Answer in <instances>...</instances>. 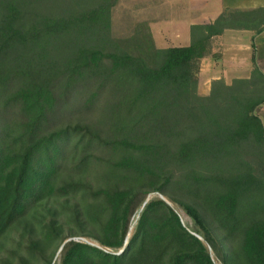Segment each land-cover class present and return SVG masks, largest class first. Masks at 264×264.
Masks as SVG:
<instances>
[{
    "label": "trees",
    "instance_id": "1",
    "mask_svg": "<svg viewBox=\"0 0 264 264\" xmlns=\"http://www.w3.org/2000/svg\"><path fill=\"white\" fill-rule=\"evenodd\" d=\"M119 2L0 0V242L49 200L83 196L76 221L99 248L66 243L53 221L43 231L46 245L62 243L60 264H215L209 249L222 264H264V74L253 57L250 78L199 94L215 41L228 30L263 32L264 8L226 12L193 26L190 46L157 49L151 36L113 38ZM83 88L89 104L108 96L105 141L80 126L50 131L59 100ZM75 137L89 140L78 178L64 181ZM97 141L113 157L110 182L93 190L80 175L95 164L85 153ZM151 194L178 204L193 229Z\"/></svg>",
    "mask_w": 264,
    "mask_h": 264
},
{
    "label": "rangeland",
    "instance_id": "2",
    "mask_svg": "<svg viewBox=\"0 0 264 264\" xmlns=\"http://www.w3.org/2000/svg\"><path fill=\"white\" fill-rule=\"evenodd\" d=\"M155 1L156 0H120L117 7L113 11L112 18V36L116 40H131L147 39L150 36L154 40L157 49L171 48L175 45L185 46L182 42L173 41L171 37L158 38L155 40L154 34L150 28V20L155 18ZM166 36V35H165ZM181 38V37H179ZM215 50V46H214ZM202 69V64H201ZM201 75V73H200ZM199 78V94L207 96L211 92L212 84L210 85V78ZM91 97V90L78 89L72 95L66 96L59 100L56 107L54 116L51 118L50 131L61 129L65 126H80L87 128L97 134L101 141L107 140L109 134V126L106 118V104L107 94L97 103L89 104ZM13 109H7L3 112V119H8L12 115ZM89 138L75 137L72 140L73 147L81 142L80 148L75 155H69V160L66 163L65 169L62 173V180H69L75 177L77 172H74L76 157L83 156V148L87 145ZM91 155L95 164L86 172L81 174V179L92 187L93 190L101 189L105 184L109 183L107 178L108 162L112 161V154L103 144L99 141L93 142L90 150L85 155ZM79 173V172H78ZM80 174V173H79ZM162 199L166 201L180 216L183 225L191 231L194 224L182 208L171 202L170 199L163 197L159 194H151L149 200ZM180 200L179 197H176ZM85 206V199L83 196L69 199H52L44 203L38 208V215L36 219L23 221L17 225L7 236L0 242V264H47L52 261V264H60V241H55L46 245L45 233L43 226L57 221L61 223L69 238L67 242L76 241L80 243L90 244L98 247V243L92 239L95 235L88 227H80L77 224V212H80ZM137 212L131 222L129 231V239L134 235L136 226L138 224L140 213ZM132 230V231H131ZM83 232L84 235H72V233ZM216 234L221 237L220 232ZM60 250V251H59ZM215 264H222L209 249Z\"/></svg>",
    "mask_w": 264,
    "mask_h": 264
},
{
    "label": "crops",
    "instance_id": "3",
    "mask_svg": "<svg viewBox=\"0 0 264 264\" xmlns=\"http://www.w3.org/2000/svg\"><path fill=\"white\" fill-rule=\"evenodd\" d=\"M260 8H264V0H156L155 18L149 19L150 28L156 41L170 36L173 41L176 38L175 41H183L184 47H188L193 26L212 24L226 12ZM179 45L173 47H183ZM214 52L217 57L202 61L200 75L201 79L210 78V85L221 79L230 85L236 79L250 78L253 57L264 74V31L257 34L228 30L215 41ZM257 115L264 125V105L258 108Z\"/></svg>",
    "mask_w": 264,
    "mask_h": 264
},
{
    "label": "bare ground",
    "instance_id": "4",
    "mask_svg": "<svg viewBox=\"0 0 264 264\" xmlns=\"http://www.w3.org/2000/svg\"><path fill=\"white\" fill-rule=\"evenodd\" d=\"M132 231V230H131Z\"/></svg>",
    "mask_w": 264,
    "mask_h": 264
},
{
    "label": "water",
    "instance_id": "5",
    "mask_svg": "<svg viewBox=\"0 0 264 264\" xmlns=\"http://www.w3.org/2000/svg\"><path fill=\"white\" fill-rule=\"evenodd\" d=\"M63 249V248H62Z\"/></svg>",
    "mask_w": 264,
    "mask_h": 264
}]
</instances>
